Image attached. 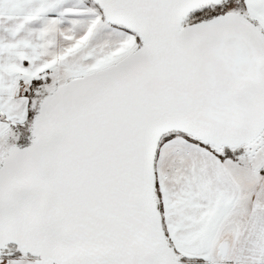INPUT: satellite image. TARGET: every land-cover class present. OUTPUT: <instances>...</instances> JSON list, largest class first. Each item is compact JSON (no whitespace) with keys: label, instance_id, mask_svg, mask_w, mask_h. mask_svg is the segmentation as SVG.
<instances>
[{"label":"snow or ice","instance_id":"obj_1","mask_svg":"<svg viewBox=\"0 0 264 264\" xmlns=\"http://www.w3.org/2000/svg\"><path fill=\"white\" fill-rule=\"evenodd\" d=\"M0 264H264V0H0Z\"/></svg>","mask_w":264,"mask_h":264}]
</instances>
